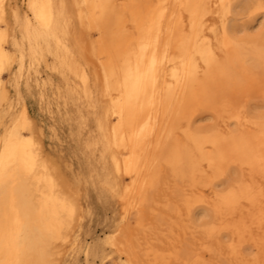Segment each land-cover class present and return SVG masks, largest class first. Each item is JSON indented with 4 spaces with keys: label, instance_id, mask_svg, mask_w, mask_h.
Segmentation results:
<instances>
[{
    "label": "bare ground",
    "instance_id": "6f19581e",
    "mask_svg": "<svg viewBox=\"0 0 264 264\" xmlns=\"http://www.w3.org/2000/svg\"><path fill=\"white\" fill-rule=\"evenodd\" d=\"M3 1L0 0V23H5ZM75 2L80 5L78 20L85 23L87 32L97 33L96 38L90 37L89 40V54L98 65L97 91L105 99L95 116L96 128L100 133L97 142L101 145L102 157L106 155L110 158L115 174L128 178V183L123 187L127 205L137 204L136 208L140 210L146 189L154 185L157 154L181 122H186L185 129L180 131L184 144H174L162 159L181 174L186 164L192 186L196 185V173L202 162H206L207 167L218 175L225 172L226 163L246 164L251 167L249 173L259 171L264 178V153L261 149L248 148V135L239 137L230 132H236L230 130L229 122L232 119L240 121L239 114L228 112L219 133L205 132L207 126L201 129L191 125L197 110L212 107V88L218 83L226 81L228 87L234 89L241 87L248 79L243 70L242 78L240 74L232 77L231 55L224 58L218 56L217 49L228 50L233 45L228 21L218 28L207 24L208 17L217 11L227 17L232 10L233 0ZM246 3L254 6V10L264 9V0H246ZM25 5L27 13L23 18L13 9L15 22L21 19V24L20 38L17 40L13 37L15 40L11 47L6 46L11 34L9 36L7 28L0 27L1 121V101L7 98L8 91L1 75L16 62L21 73L26 57L28 67L32 68L44 55H53L58 61L56 64L59 63L63 71L72 73L83 86L84 94L90 95L87 68L83 63L72 60L73 51L69 41L74 34L66 20L64 0H26ZM262 46L256 47V55L263 49ZM216 96L221 98L220 93ZM21 108L20 114L11 120L14 127L6 124L0 136V264H52L56 254L53 245L67 238L68 229L76 218L77 207L57 191L54 178L40 156L39 146L33 139L22 135L21 130L28 126L29 117L25 103ZM232 123L234 126L237 122ZM248 123L250 127L254 125L259 128V141L264 146V121ZM206 146L210 148L206 150ZM107 176L108 173L103 177L102 184L112 190L115 185ZM253 192L247 185L230 184L224 192L213 191L204 198L195 195L197 199L192 203L212 202L214 214L223 216V213L236 209L240 199H248L247 208L257 203L256 200L254 202ZM189 203L187 208L191 213L195 205L191 207V201ZM259 210L264 212L263 209ZM205 213L203 211L201 214L202 218ZM244 220L241 218L235 225H221V230L229 229L243 234L248 229ZM205 222H199V226L210 236L215 228L208 222L205 225ZM75 241L72 240L70 246H75ZM230 252L235 253L233 247ZM119 264L131 263L123 261Z\"/></svg>",
    "mask_w": 264,
    "mask_h": 264
},
{
    "label": "rangeland",
    "instance_id": "374dc122",
    "mask_svg": "<svg viewBox=\"0 0 264 264\" xmlns=\"http://www.w3.org/2000/svg\"><path fill=\"white\" fill-rule=\"evenodd\" d=\"M25 4L26 0L3 1L5 23H0V27L7 28V33L12 36L8 37L6 46L11 47L13 40L20 38V18L27 13ZM64 4L66 20L74 34L69 41L73 51L72 60L83 63L87 68L90 95L84 94L78 79L69 71H63L49 53L32 68L28 67L29 60L26 57L21 73L16 62L1 75L8 91L7 98L1 101L3 119L0 120V136L6 124L14 127L11 120L20 114L21 105L25 103L28 126L21 133L39 146L40 156L54 178L57 191L77 207L76 218L68 229L67 238L53 245L56 254L52 264H119L123 261L131 264H264V212L259 210L264 211L263 175L259 171L255 174L253 170L249 173L251 167L238 162L226 163L225 172L218 175L207 167L206 162H202L196 173V185L192 186L186 164L181 174L162 159L174 144H184L181 130L185 129L186 122H181L175 128L165 147L157 154L155 188L146 189L140 210H137V204L127 205L123 187L128 183V178L115 174L110 158L106 155L102 157L101 145L97 142L100 133L96 128L95 116L100 111V105L105 103L97 91L98 65L89 54L90 37L96 38L97 33L87 32L85 23L78 20L80 5L75 0H64ZM13 9L19 14L18 22L14 20ZM223 22L227 23L231 31L233 45L228 50L217 49L218 56L224 58L231 55L232 77L240 74L242 78L243 70L248 79L241 87L234 89H230L226 81L218 83L212 88V107L197 110L198 114L194 115L191 125L201 129L207 126L204 131L208 133L218 132L223 129L222 120L227 119L228 112L239 114L240 121L232 119L230 123L228 120L230 130L236 132L228 131L239 137L248 135V148L261 149L264 153V146L259 141V128L254 125L250 127L248 123L264 121V9L254 10V6L247 4L246 0H233L232 10L227 17L217 11L207 19L208 26L213 28L220 27ZM261 46L263 49L256 55L257 48ZM219 93L221 98L216 96ZM232 122L237 123L232 126ZM220 136L223 137L222 134ZM205 148L208 150L210 147ZM107 173L109 181L115 185L112 190L102 184ZM226 182L227 185H224ZM238 183L252 189L254 202L256 200L260 204L254 203L247 208L248 199L243 198L236 209L222 216L214 214L212 202L192 203L197 197H207L213 191L224 192L230 184ZM190 201L191 207L195 205L191 213L187 208ZM203 211L206 213L202 218ZM241 218L245 219L249 231L247 229L241 235L234 230H221V225H235ZM199 222L213 225L214 233L207 236V231H203ZM74 239L76 245L70 246ZM229 244L235 253L230 252ZM87 251L89 254L86 255Z\"/></svg>",
    "mask_w": 264,
    "mask_h": 264
}]
</instances>
